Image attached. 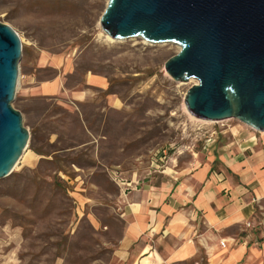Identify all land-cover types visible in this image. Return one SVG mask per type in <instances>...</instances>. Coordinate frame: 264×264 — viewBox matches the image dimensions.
I'll list each match as a JSON object with an SVG mask.
<instances>
[{
  "label": "rangeland",
  "instance_id": "rangeland-1",
  "mask_svg": "<svg viewBox=\"0 0 264 264\" xmlns=\"http://www.w3.org/2000/svg\"><path fill=\"white\" fill-rule=\"evenodd\" d=\"M106 2L0 0V22L21 42L11 104L29 132L0 179V264H122L115 249L133 191L182 177L255 132L192 115L184 96L197 80L164 68L179 46L112 38L99 24ZM57 176L63 186L53 188Z\"/></svg>",
  "mask_w": 264,
  "mask_h": 264
},
{
  "label": "water",
  "instance_id": "water-1",
  "mask_svg": "<svg viewBox=\"0 0 264 264\" xmlns=\"http://www.w3.org/2000/svg\"><path fill=\"white\" fill-rule=\"evenodd\" d=\"M99 24L114 39L177 44L164 68L176 81L197 80L184 96L195 117L264 131V0H107ZM20 55L18 34L0 22V179L29 139L11 104Z\"/></svg>",
  "mask_w": 264,
  "mask_h": 264
},
{
  "label": "crops",
  "instance_id": "crops-1",
  "mask_svg": "<svg viewBox=\"0 0 264 264\" xmlns=\"http://www.w3.org/2000/svg\"><path fill=\"white\" fill-rule=\"evenodd\" d=\"M254 199L264 202V131L257 130L182 177L133 191L115 256L122 264H264V232L245 225L262 214Z\"/></svg>",
  "mask_w": 264,
  "mask_h": 264
},
{
  "label": "built area",
  "instance_id": "built-area-1",
  "mask_svg": "<svg viewBox=\"0 0 264 264\" xmlns=\"http://www.w3.org/2000/svg\"><path fill=\"white\" fill-rule=\"evenodd\" d=\"M258 203V208L262 210V214L258 216V219L255 220H248L246 221L245 225L248 228L258 227L261 231L264 232V202L262 203L259 199H254ZM221 244L225 246V241L222 240Z\"/></svg>",
  "mask_w": 264,
  "mask_h": 264
},
{
  "label": "trees",
  "instance_id": "trees-1",
  "mask_svg": "<svg viewBox=\"0 0 264 264\" xmlns=\"http://www.w3.org/2000/svg\"><path fill=\"white\" fill-rule=\"evenodd\" d=\"M34 151L35 152H37V153H41L39 150H37L35 147H34ZM46 162H48V161H46ZM59 178V180L58 181H56L55 179H53V181H51V185H52V187L54 188L55 186L57 187V186H59V187H62L63 186V182H64V180L63 179H61L59 176H57V179ZM50 204H54L53 202H50ZM33 212H36V207H35V210L33 211ZM205 262H203V264H204Z\"/></svg>",
  "mask_w": 264,
  "mask_h": 264
}]
</instances>
